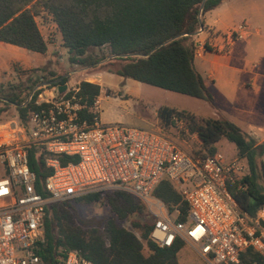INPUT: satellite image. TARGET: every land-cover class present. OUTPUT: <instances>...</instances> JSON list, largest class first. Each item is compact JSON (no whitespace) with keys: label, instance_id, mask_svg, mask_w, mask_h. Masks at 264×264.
Instances as JSON below:
<instances>
[{"label":"built area","instance_id":"1","mask_svg":"<svg viewBox=\"0 0 264 264\" xmlns=\"http://www.w3.org/2000/svg\"><path fill=\"white\" fill-rule=\"evenodd\" d=\"M203 32L201 27L191 37ZM251 32L242 23L218 34L220 42L194 39L189 47L194 59L209 52L228 54ZM61 85L41 80L27 99L35 108L25 121L17 113L0 117V264H43L37 248L44 242L48 207L109 191L127 192L145 205L153 220L150 239L159 247L180 240L208 264H239L241 253L252 248L264 264V208L249 216L228 189L246 174V162L219 151L197 155L188 139L200 140L186 116L172 118L171 132L159 124L142 129L106 123L101 117L103 90L88 104L78 95L80 83H65L62 93ZM32 147L43 151L50 171L43 193L37 191V175L29 165ZM60 157L76 162L62 164ZM164 179L189 206L185 222L179 220L178 207L170 212L153 195ZM63 264L95 263L69 251Z\"/></svg>","mask_w":264,"mask_h":264},{"label":"trees","instance_id":"2","mask_svg":"<svg viewBox=\"0 0 264 264\" xmlns=\"http://www.w3.org/2000/svg\"><path fill=\"white\" fill-rule=\"evenodd\" d=\"M227 0H0V43L46 54L49 46L37 18L55 23L68 49L69 62L82 68L98 65L101 58L95 49L107 48L108 56L121 61L114 74L142 84L203 100L213 104L204 80L194 66L189 38L203 27V17ZM24 71L28 84L10 85L7 93L0 90V114L13 107L22 121L35 107L22 106L41 81L52 82L66 74L51 78ZM35 72V71H34ZM31 74V75H30ZM97 84L83 81L78 95L92 104L101 94ZM175 115L189 119L191 133L200 140L195 153L213 156L216 144L226 140L236 148L238 158L247 164V172L228 189L239 207L254 217L264 208V143L255 139L225 117L197 119L187 111L169 106L158 110L159 125L171 130ZM88 117V116H87ZM205 152V153H204ZM204 153V154H203ZM29 165L37 175V191L50 174L45 168V155L40 148L28 150ZM62 164L76 162L61 158ZM153 195L163 201L170 212L180 209L179 220L185 222L189 206L182 194L167 179L162 180ZM106 199L111 217L86 221L78 213L77 204L90 205ZM130 222V228L122 225ZM44 242L37 254L43 264H63L69 251L95 264H179L178 255L185 245L177 241L172 247H159L150 239L153 220L145 205L133 195L123 192L91 193L74 201L54 203L47 209L43 223ZM261 256L252 248L240 255L239 264H262Z\"/></svg>","mask_w":264,"mask_h":264},{"label":"rangeland","instance_id":"3","mask_svg":"<svg viewBox=\"0 0 264 264\" xmlns=\"http://www.w3.org/2000/svg\"><path fill=\"white\" fill-rule=\"evenodd\" d=\"M37 22L48 42V54H39L0 43V90L2 93H7L10 85L28 84V78L24 71L33 70L32 80H35L37 76L51 78L52 74H66L70 78L67 82L70 87H75L83 81L99 85L106 93L102 94L101 101V116L106 123L124 121L125 123L120 124L127 125L126 121H133L139 126H127L153 129L158 125V115L155 111V106L158 103L206 115L207 108L204 106L205 101L203 100L142 84L114 74L112 71L119 67L121 61L109 57L107 48L94 50L98 57L106 55L105 58H101V62L96 66L82 68L72 65L69 62L68 49L63 46L62 37L52 19L42 20L38 17ZM198 61L194 59V63L197 65ZM23 67H30L31 69H24ZM126 94L129 96L124 97ZM0 107H3V104H0ZM5 109L6 111L0 114L3 119H9L16 114V109L13 107H6ZM196 117L202 119V117ZM168 131L171 132V130ZM188 140L189 148L194 152L198 151L199 145L196 140L192 137H189ZM216 148L227 158L238 157L235 146L226 140L217 143ZM261 185L264 188V183ZM76 207L80 217L86 221L94 222L101 217H111V210L105 198L90 205L77 204ZM122 225L130 228V222H123ZM178 262L179 264H208L187 244L179 253Z\"/></svg>","mask_w":264,"mask_h":264},{"label":"crops","instance_id":"4","mask_svg":"<svg viewBox=\"0 0 264 264\" xmlns=\"http://www.w3.org/2000/svg\"><path fill=\"white\" fill-rule=\"evenodd\" d=\"M242 23L249 24L252 32L246 39L236 41L228 54L209 52L202 59H196L199 60L198 65L194 63V66L202 76L213 104L205 102L206 115L189 112L202 118L225 117L261 144L264 143V0L223 2L204 15V32L189 38L187 44L194 39L220 42L218 34ZM162 106L176 108L158 103L155 106L157 115ZM126 122L127 125L139 126L133 121ZM260 182L264 183V179Z\"/></svg>","mask_w":264,"mask_h":264},{"label":"water","instance_id":"5","mask_svg":"<svg viewBox=\"0 0 264 264\" xmlns=\"http://www.w3.org/2000/svg\"><path fill=\"white\" fill-rule=\"evenodd\" d=\"M204 1H205V0H204ZM62 80H63V78H60V79L54 81V83H62ZM66 88H67L66 85H65V84H62V85L59 87V91L62 93V92H64V91L66 90ZM27 102H29V100L26 101V103H24L22 106H25V104H27Z\"/></svg>","mask_w":264,"mask_h":264}]
</instances>
